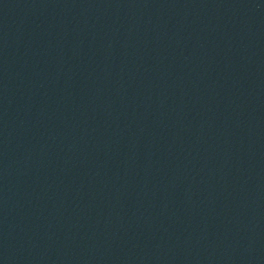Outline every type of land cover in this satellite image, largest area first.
Segmentation results:
<instances>
[{"label":"water","instance_id":"water-1","mask_svg":"<svg viewBox=\"0 0 264 264\" xmlns=\"http://www.w3.org/2000/svg\"><path fill=\"white\" fill-rule=\"evenodd\" d=\"M0 264H264V0H0Z\"/></svg>","mask_w":264,"mask_h":264}]
</instances>
